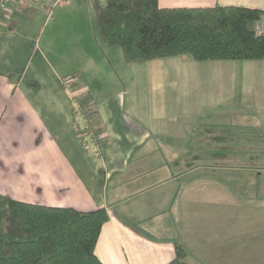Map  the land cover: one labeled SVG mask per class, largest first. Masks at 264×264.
Segmentation results:
<instances>
[{
  "label": "crops",
  "instance_id": "0c3cea01",
  "mask_svg": "<svg viewBox=\"0 0 264 264\" xmlns=\"http://www.w3.org/2000/svg\"><path fill=\"white\" fill-rule=\"evenodd\" d=\"M188 1L182 6L264 10V0ZM59 5L76 10L75 0ZM55 6V0L7 3L0 31V193L106 208L110 218L95 249L104 264H167L178 240L189 264H264V72L248 75L263 104L255 117L222 118L212 105L200 118L187 104L158 101L137 103L131 113L120 102L119 113L97 103L90 115L48 63L49 56L66 58L58 42L80 36L60 31L65 24L53 21Z\"/></svg>",
  "mask_w": 264,
  "mask_h": 264
},
{
  "label": "trees",
  "instance_id": "16d2710c",
  "mask_svg": "<svg viewBox=\"0 0 264 264\" xmlns=\"http://www.w3.org/2000/svg\"><path fill=\"white\" fill-rule=\"evenodd\" d=\"M103 41L128 62L190 54L196 60L264 58V10L242 5L162 6L159 0H93ZM9 27V26H8ZM106 208L85 211L0 193V264H104L96 254ZM178 240L167 264H189Z\"/></svg>",
  "mask_w": 264,
  "mask_h": 264
},
{
  "label": "rangeland",
  "instance_id": "374dc122",
  "mask_svg": "<svg viewBox=\"0 0 264 264\" xmlns=\"http://www.w3.org/2000/svg\"><path fill=\"white\" fill-rule=\"evenodd\" d=\"M160 3L192 5L188 0H160ZM59 4L55 6L53 21L65 24L61 32H70L72 36L79 31L80 36H72L65 46L62 42L54 45L65 52L66 58L56 60L49 56L48 63L55 67L64 89L74 91L72 99L85 113L91 115V107L97 103L119 113L120 102L131 113L137 103L148 105L158 101L187 104L189 113L197 112L200 118L213 105L215 116L233 119L255 117L257 107L263 105L255 77L248 75L264 72V59L199 61L184 54L128 62L121 47H110L101 38L91 0H75L77 12ZM75 44L80 51H71ZM55 52L59 53L56 49ZM55 84L59 85L58 80ZM76 89L79 91L75 92ZM244 104L247 114L243 113Z\"/></svg>",
  "mask_w": 264,
  "mask_h": 264
},
{
  "label": "built area",
  "instance_id": "2783aa9c",
  "mask_svg": "<svg viewBox=\"0 0 264 264\" xmlns=\"http://www.w3.org/2000/svg\"><path fill=\"white\" fill-rule=\"evenodd\" d=\"M69 0H55V5L61 3V2H68ZM7 3L8 0H0V31L1 27L4 23V17L6 15L7 11ZM255 30L257 34H261L264 32V19L263 17L260 18L258 21L255 23Z\"/></svg>",
  "mask_w": 264,
  "mask_h": 264
}]
</instances>
